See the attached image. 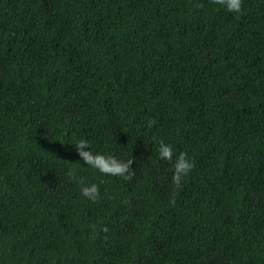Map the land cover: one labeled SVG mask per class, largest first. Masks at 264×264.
I'll return each instance as SVG.
<instances>
[{"label": "trees", "instance_id": "obj_1", "mask_svg": "<svg viewBox=\"0 0 264 264\" xmlns=\"http://www.w3.org/2000/svg\"><path fill=\"white\" fill-rule=\"evenodd\" d=\"M0 264H264V0H0Z\"/></svg>", "mask_w": 264, "mask_h": 264}, {"label": "clouds", "instance_id": "obj_2", "mask_svg": "<svg viewBox=\"0 0 264 264\" xmlns=\"http://www.w3.org/2000/svg\"><path fill=\"white\" fill-rule=\"evenodd\" d=\"M219 6L227 13L239 14L242 0H218ZM73 149L84 165L97 170L101 174L119 176L128 179L132 175V159L122 160L114 155H106L94 151L90 142L85 138L74 141ZM156 154L160 160L171 163V183L178 186L181 180L187 176L193 167L191 157L184 151L173 154V145L166 143L163 139L156 140ZM71 174V173H70ZM80 194L88 201H95L99 196L98 185L95 182H80Z\"/></svg>", "mask_w": 264, "mask_h": 264}]
</instances>
